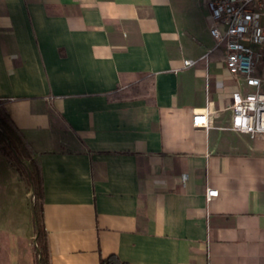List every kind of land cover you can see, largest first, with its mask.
<instances>
[{
  "label": "crops",
  "instance_id": "0c3cea01",
  "mask_svg": "<svg viewBox=\"0 0 264 264\" xmlns=\"http://www.w3.org/2000/svg\"><path fill=\"white\" fill-rule=\"evenodd\" d=\"M207 15L200 0H0V106L40 168L50 264H264V137L230 129L248 88ZM32 200L0 153V264H36Z\"/></svg>",
  "mask_w": 264,
  "mask_h": 264
},
{
  "label": "built area",
  "instance_id": "2783aa9c",
  "mask_svg": "<svg viewBox=\"0 0 264 264\" xmlns=\"http://www.w3.org/2000/svg\"><path fill=\"white\" fill-rule=\"evenodd\" d=\"M207 11L208 29L216 48L224 54V66L234 80H242L247 91L231 94L230 129L264 137V0H200ZM193 62L184 60L183 66ZM211 114L206 108L193 114L194 127L208 128ZM186 177L182 178L185 181ZM206 189L205 199L217 196Z\"/></svg>",
  "mask_w": 264,
  "mask_h": 264
},
{
  "label": "trees",
  "instance_id": "16d2710c",
  "mask_svg": "<svg viewBox=\"0 0 264 264\" xmlns=\"http://www.w3.org/2000/svg\"><path fill=\"white\" fill-rule=\"evenodd\" d=\"M142 84V85H141ZM144 83H136L113 93L114 99H131L142 96L146 90ZM0 153L15 167L18 173L30 184L33 200L31 204L34 223V251L36 264H50L47 237L43 226V182L40 168L30 145L10 119L3 106H0ZM99 264H129L117 255L100 258Z\"/></svg>",
  "mask_w": 264,
  "mask_h": 264
}]
</instances>
